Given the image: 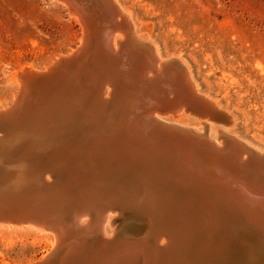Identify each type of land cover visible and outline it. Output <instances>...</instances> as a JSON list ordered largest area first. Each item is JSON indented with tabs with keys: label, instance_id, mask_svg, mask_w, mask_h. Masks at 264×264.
Instances as JSON below:
<instances>
[{
	"label": "water",
	"instance_id": "95a60500",
	"mask_svg": "<svg viewBox=\"0 0 264 264\" xmlns=\"http://www.w3.org/2000/svg\"><path fill=\"white\" fill-rule=\"evenodd\" d=\"M57 1L78 19L81 42L19 73L0 109V138L17 134L0 142V177L13 178L0 184V223L58 234L59 255L35 264H159L160 242L178 239L225 256L241 234L263 246L264 159L220 131L215 142L174 125L228 129L224 109L175 59L133 47L111 0Z\"/></svg>",
	"mask_w": 264,
	"mask_h": 264
},
{
	"label": "rangeland",
	"instance_id": "374dc122",
	"mask_svg": "<svg viewBox=\"0 0 264 264\" xmlns=\"http://www.w3.org/2000/svg\"><path fill=\"white\" fill-rule=\"evenodd\" d=\"M116 1L128 13L133 33L155 43L162 58L184 59L197 91L231 116L232 124L220 131L264 152V0ZM81 35L78 19L57 0H0V109L17 93L20 68L46 69L74 51ZM188 126L200 131L199 123ZM209 128L214 136L217 129ZM104 228L109 237L112 228L107 223ZM51 240V233L2 223L0 264H33L48 254ZM247 259L264 264V252Z\"/></svg>",
	"mask_w": 264,
	"mask_h": 264
},
{
	"label": "bare ground",
	"instance_id": "6f19581e",
	"mask_svg": "<svg viewBox=\"0 0 264 264\" xmlns=\"http://www.w3.org/2000/svg\"><path fill=\"white\" fill-rule=\"evenodd\" d=\"M111 1L116 6H117V4H119V3H117L116 0H111ZM118 10L120 11L121 15L123 16V18H125L126 22L129 25V31H128V33L130 35L129 41L132 44V46L137 48V49H140L146 53H152V55H154L156 57L158 62H162V61L166 60L165 58H162L159 55V51L157 50L155 43H153V42L148 43L147 41H142V39L139 36H136L133 33L134 29H133V25H131L129 22L130 18H128V13L124 10H121L120 7H118ZM115 34H117V33H114L113 37H112V46L114 49H116V41H118ZM61 56H63V55H61ZM170 58L175 59L176 62H174V65H176L180 69H184L185 73L188 75L191 82L193 83L195 90L197 91V89H196L197 84L195 85L194 82L192 81V78H191V75L189 72V67L185 63L184 59L183 60L180 59L181 57H179V56L170 57ZM167 59H169V58H167ZM158 62L156 64H159ZM24 70L28 71V72L29 71H38L36 69L31 68L30 66L20 68L18 70V72H16L18 81L20 80L19 73H21ZM197 93L201 94L204 98L209 100L213 105H215L217 107V103H215L212 98L206 96L205 94H203L201 92L197 91ZM1 109H4V108H1ZM226 114L231 119V116L228 113H226ZM231 122H232V119H231ZM198 123L200 125V131H198L194 127L188 126V125H181V124L178 125V123L177 124L175 123L174 125H177V126L182 127V128L190 129L193 132L202 133V134L206 135L208 138H210L212 141L218 142L216 140V138L212 139L211 138L212 135L210 136V134H209V129H210L209 127H210L211 123L205 122L204 126L202 125V123H204V122L199 121ZM221 129H224V128L217 129V132L212 137H217L218 136L217 133ZM220 132L223 134H226L228 136H231L234 139H236L237 141L243 143L245 146H247L249 149H251L256 154H258L261 158L264 159V152L262 150L257 149L256 147L252 146L251 144H249L248 142H246L245 140L241 139L240 137H238L234 134L226 133L225 131H220ZM14 135H15L14 133H5L4 135H2L4 137L0 138V142L13 141V140H8V138L13 137ZM15 136L17 137V134ZM41 155L44 158H46V155L43 154L42 152H41ZM41 159L43 160L42 157H41ZM1 171L5 172L4 170H1ZM1 174L4 175L3 173H1ZM2 177H0V184L2 182H8V181H11L13 179V178H5L4 179ZM113 217H114V215H107V217L105 219H103V221L100 225V228L102 229V232L106 237H108V235L105 231L104 225H105V223L109 224L110 219ZM1 224L2 223H0V225ZM145 224H146V233H147L150 229V224H149V222H146ZM4 225H6L8 227H21V228L22 227H29L31 229H34V231L40 235H43L45 233H51L52 234L54 242L52 240L48 242L47 248H46V252L48 254L42 255L41 258L38 259L39 261L37 260L35 263L44 261L45 259L50 260V259L55 258L57 255H59L58 254V251L60 250V248H59V236L55 231H53L51 229L38 228V227L29 225V224L11 225V223H4ZM123 233L126 234L127 232L125 230H123ZM238 241H239L238 244H232V246L226 247V250L230 249V252H228L227 255H225V256H221L220 254L205 256L204 254H201V252L199 250H195V249H198V247L196 245H195L196 247L195 246L193 247V246H191V244L187 240H185V242H186L185 243L184 240L181 241V239H178L177 241L174 240L172 245L170 247H168V248H171L173 246L172 249L169 252H165V249H168V248L165 247L163 241H161L160 246L157 247V250L154 253V258H156V257L158 258L159 264H234L236 260H238L239 263H242L244 261L246 264H254L252 261L247 259V256L249 257L250 253H253V252H256V253L264 252V245L259 246V245H257L258 242L251 243V241H255V239L252 237H248V236H245L244 234H241V236L238 238ZM225 252L226 251H222V254L224 255ZM163 254H166V257L159 258ZM227 258H228V260H227ZM35 263H33V264H35Z\"/></svg>",
	"mask_w": 264,
	"mask_h": 264
}]
</instances>
